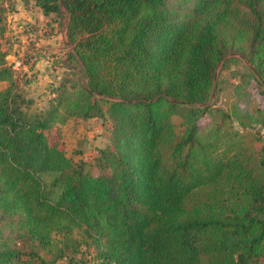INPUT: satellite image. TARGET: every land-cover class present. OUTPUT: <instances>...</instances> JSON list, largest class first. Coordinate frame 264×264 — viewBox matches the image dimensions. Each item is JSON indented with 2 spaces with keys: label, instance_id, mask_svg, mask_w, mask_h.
<instances>
[{
  "label": "trees",
  "instance_id": "trees-1",
  "mask_svg": "<svg viewBox=\"0 0 264 264\" xmlns=\"http://www.w3.org/2000/svg\"><path fill=\"white\" fill-rule=\"evenodd\" d=\"M35 2L67 20L80 71L37 111L0 51V264L57 262L76 232L100 264H264V0ZM232 55L248 72L211 105ZM105 116L112 144L91 160L49 140Z\"/></svg>",
  "mask_w": 264,
  "mask_h": 264
},
{
  "label": "rangeland",
  "instance_id": "rangeland-1",
  "mask_svg": "<svg viewBox=\"0 0 264 264\" xmlns=\"http://www.w3.org/2000/svg\"><path fill=\"white\" fill-rule=\"evenodd\" d=\"M21 5L32 11L33 19L29 21L25 17L19 16L18 6ZM6 6L3 22L5 28L3 32L0 31V51L6 54V66L15 72L26 98L33 101L31 109L46 110L50 105V100L53 99V89L63 80L64 76L70 70L80 71L78 64L68 60L69 54L72 53V47L65 44L67 20L64 18L54 21V18H58L54 14V17L48 18L50 24L54 26L52 29L51 26H48L49 24H45L40 19L41 15L38 13L42 11L36 8L35 0H8ZM39 22L41 25H38ZM48 39L51 42L55 40L56 48L43 46L45 44H42V41ZM230 58L231 56H228L227 60ZM232 58L235 60L229 62L225 69H222L223 63L219 68V90L217 94H214L210 102L211 105L227 107L228 98L242 83L243 76L248 72V65L242 57L232 55ZM19 60H23L24 65L16 67ZM42 68L46 72L40 74ZM7 85L6 82H0V89ZM250 90L256 99L252 107L258 102L264 106V98L260 96L258 90L254 86ZM173 121L177 132L181 134L184 130L182 117L177 115ZM202 122L208 125L209 116H205ZM112 130V121L107 116L87 120L78 117L68 121L60 128H53L49 131L48 137L52 144L67 150L70 155H75L76 162H80L84 159L91 160L99 148L111 145ZM257 130L260 131V136H263L264 140V131L259 127ZM74 243H76L78 252L74 254L69 252V256L50 263L69 264V258L73 257L77 264H100L97 249L84 234L76 232ZM40 254L45 259L51 260L50 255L45 252Z\"/></svg>",
  "mask_w": 264,
  "mask_h": 264
},
{
  "label": "crops",
  "instance_id": "crops-1",
  "mask_svg": "<svg viewBox=\"0 0 264 264\" xmlns=\"http://www.w3.org/2000/svg\"><path fill=\"white\" fill-rule=\"evenodd\" d=\"M37 6V5H36ZM37 9H40L38 6L36 7ZM18 10H19V12L20 13H22V14H20V13H18L19 14V16L21 17H25V19H27V20H31V19H33V16H34V14L32 13V11L31 10H29V9H26L25 7H23L22 5L21 6H18ZM25 12V13H24ZM38 15H41V18L40 19H42L43 21H44V23L45 24H49L48 26H51V27H54L53 26V24H50V22H49V19H50V17L48 16H45L44 14H43V12H39L38 13ZM36 18H37V16H36ZM49 18V19H48ZM42 21V22H43ZM40 23V24H39ZM38 23V25H41V22H39ZM65 34H66V29H65ZM42 44H45V45H43V46H46V47H48V48H56V43H55V40L53 41V42H51V40H43L42 41ZM65 44L67 45V46H69L70 47V44L68 43V41H67V36H66V42H65ZM47 50V49H46ZM32 51H35V50H32ZM42 72H46L45 71V69L44 68H42L41 70H40V74H42Z\"/></svg>",
  "mask_w": 264,
  "mask_h": 264
},
{
  "label": "built area",
  "instance_id": "built-area-1",
  "mask_svg": "<svg viewBox=\"0 0 264 264\" xmlns=\"http://www.w3.org/2000/svg\"><path fill=\"white\" fill-rule=\"evenodd\" d=\"M24 65V62L23 60H19L17 63H16V67H21Z\"/></svg>",
  "mask_w": 264,
  "mask_h": 264
},
{
  "label": "water",
  "instance_id": "water-1",
  "mask_svg": "<svg viewBox=\"0 0 264 264\" xmlns=\"http://www.w3.org/2000/svg\"><path fill=\"white\" fill-rule=\"evenodd\" d=\"M214 96V95H213Z\"/></svg>",
  "mask_w": 264,
  "mask_h": 264
}]
</instances>
